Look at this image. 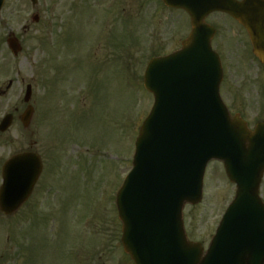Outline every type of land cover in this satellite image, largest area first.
I'll return each mask as SVG.
<instances>
[{"label": "rangeland", "instance_id": "obj_1", "mask_svg": "<svg viewBox=\"0 0 264 264\" xmlns=\"http://www.w3.org/2000/svg\"><path fill=\"white\" fill-rule=\"evenodd\" d=\"M47 2L37 50L16 61L12 75L11 104L20 112L25 84L32 87L34 135L17 121L0 136V165L13 149H32L43 171L18 211L0 212V264H133L119 240L114 194L152 104L144 67L179 46L189 19L160 0ZM208 19L217 28L224 99L251 125L264 120V72L245 34L221 14ZM203 191L200 203L185 206L184 224L190 240L205 244L234 193L220 163L207 165Z\"/></svg>", "mask_w": 264, "mask_h": 264}, {"label": "water", "instance_id": "obj_2", "mask_svg": "<svg viewBox=\"0 0 264 264\" xmlns=\"http://www.w3.org/2000/svg\"><path fill=\"white\" fill-rule=\"evenodd\" d=\"M162 1L188 13L191 31L180 49L152 58L144 72V87L154 102L139 127L132 168L116 195L123 249L134 264H264V203L258 195L264 124L251 131L227 111L219 96L220 61L210 46L214 29L204 21L213 11L230 14L246 28L264 63V0ZM31 112L25 111L24 122ZM211 159L222 162L236 190L203 251L186 238L182 209L201 200ZM40 171L34 153L5 163L2 212L11 214L21 206Z\"/></svg>", "mask_w": 264, "mask_h": 264}, {"label": "flooded vegetation", "instance_id": "obj_3", "mask_svg": "<svg viewBox=\"0 0 264 264\" xmlns=\"http://www.w3.org/2000/svg\"><path fill=\"white\" fill-rule=\"evenodd\" d=\"M47 4V0H0V121L5 115L11 116L10 125L0 132L1 137H8L17 121L21 123L22 112L11 104L13 70L16 61H29L36 52L35 43L43 34V27L46 28L43 20ZM20 105L28 104L22 98ZM30 125L23 127L28 137L34 135L29 130ZM25 151L27 149H13L9 156Z\"/></svg>", "mask_w": 264, "mask_h": 264}]
</instances>
